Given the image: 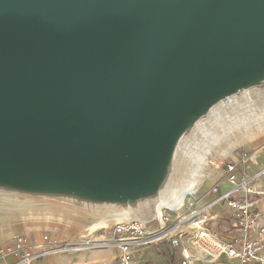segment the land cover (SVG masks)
Wrapping results in <instances>:
<instances>
[{
    "label": "water",
    "instance_id": "95a60500",
    "mask_svg": "<svg viewBox=\"0 0 264 264\" xmlns=\"http://www.w3.org/2000/svg\"><path fill=\"white\" fill-rule=\"evenodd\" d=\"M264 84V0H0V190L136 206Z\"/></svg>",
    "mask_w": 264,
    "mask_h": 264
},
{
    "label": "built area",
    "instance_id": "2783aa9c",
    "mask_svg": "<svg viewBox=\"0 0 264 264\" xmlns=\"http://www.w3.org/2000/svg\"><path fill=\"white\" fill-rule=\"evenodd\" d=\"M263 153L264 144L251 153L241 151L236 157L227 160L223 167V176L231 184V188L222 191L219 187L214 201L227 205L228 215L236 221L237 229L242 232L241 236L233 237L234 242H224L210 231L206 226L209 218L204 213V208L200 209L198 215L203 218L201 226L191 227L193 234L183 230V226L190 224L189 219L193 211L188 215L189 217L179 213L174 219H171L169 214L181 210L186 206V201L175 206L164 207L162 212L156 207L157 217L161 216L163 221L170 223V226L163 225L157 230L148 231L144 220L120 221L106 228L111 237L104 238L100 242L112 244L118 248V264H133L136 246L164 238H168L173 246L180 247L179 264H214L224 256L232 264H264L262 253L264 209H257L252 198V194H260L255 182L258 177L264 176V165L257 171L251 169ZM100 242L87 240L80 244H68L48 232L41 242L32 243L24 235H17L0 246V255L12 254L20 263L38 264V261L50 252ZM207 256H213V259L206 260Z\"/></svg>",
    "mask_w": 264,
    "mask_h": 264
},
{
    "label": "crops",
    "instance_id": "0c3cea01",
    "mask_svg": "<svg viewBox=\"0 0 264 264\" xmlns=\"http://www.w3.org/2000/svg\"><path fill=\"white\" fill-rule=\"evenodd\" d=\"M263 165L264 162L257 160V164L252 165L251 169L252 171H257ZM223 169L224 168H222V171ZM222 175L223 173H221V176ZM255 185L259 187L260 194H252V198L257 209H264V176L258 177ZM230 188L231 184L228 181L223 180L221 182L222 191H226ZM214 200V198L212 200H206L203 205L204 213H207V218L210 217V226L208 228L220 240L228 243L234 242L233 236L227 226V222L223 220L226 217H230L227 212V205L215 202ZM84 207L89 209V206ZM7 212V210H0L1 214L4 213L6 215ZM9 213L14 212L11 210ZM42 214H44V212H35L30 216L26 215L22 217L19 221H16L9 226L0 227V246L11 241L17 235H24L30 242L39 243L48 232L68 244H80L87 240L100 242L104 238L111 237L110 232L106 230V228L120 221L131 219L144 220L148 231H151V228L153 227L158 228L160 224L158 223L157 225V222H155L151 226H148L150 221L158 218L157 215H155L156 217L151 218L149 215L144 216L138 213H131L127 210L105 213H91L82 210L77 212L76 216H73L68 220H62L61 222L50 226L48 220L41 219L43 216ZM119 217L123 218V220H118ZM100 221L104 222V226L101 224L99 228L94 230L92 226ZM235 235L241 236L242 232L238 230ZM117 252L118 248L116 246L100 242L89 246L70 247L50 252L43 256L38 261V264H118ZM180 257V247L173 246L168 238H164L144 242L139 246H136L134 248L133 264H179ZM212 259L213 256L209 260ZM0 264L23 263H20L18 258L12 254H2L0 255ZM214 264L232 263H230L224 256Z\"/></svg>",
    "mask_w": 264,
    "mask_h": 264
},
{
    "label": "rangeland",
    "instance_id": "374dc122",
    "mask_svg": "<svg viewBox=\"0 0 264 264\" xmlns=\"http://www.w3.org/2000/svg\"><path fill=\"white\" fill-rule=\"evenodd\" d=\"M252 103L256 104L257 99L253 95H249ZM261 112V110L259 109ZM193 133H188L178 146L176 151L174 161H173V168L171 174L168 178V182L158 198L151 199L149 201L139 203L136 206H119V205H108V204H91V203H82L79 201L71 200V199H64L58 197H51L45 195H32V194H24L15 191H8V190H0V210L8 212L6 215L0 213V227L9 226L10 224L19 221L22 217L26 215H32L35 212H44L41 217L42 220H48L49 225H54L62 220H68L69 218L76 216L77 212L79 211H88L91 213H105V212H119V211H130L131 213H138L140 215H149L151 218L156 217V205L157 202L160 200V197L164 199H168L169 202H173L174 198H172L174 192L177 190L179 191L182 188L184 183V172H186L188 168V150L185 148L187 141L188 143L194 142L196 137L194 138ZM187 140V141H186ZM264 144V133H260L256 131L255 135L252 136L250 140L243 141L241 143L236 144L232 149L228 151L226 154H218L215 151H212V156H209V167L205 169L203 172L205 173V177H203L201 185L204 184L203 188H209V199H215V195L218 193L219 189L221 188V182L227 181L226 178L222 175L223 173L222 168L227 160L231 159L232 157H236L239 152L245 151L251 153L252 151L258 150ZM242 145V146H241ZM258 161L264 162V153L261 154L258 158ZM187 174V173H186ZM180 176H183L180 179ZM176 178V180H175ZM220 187V188H219ZM222 190V189H221ZM207 199V200H209ZM190 201V202H189ZM206 201V200H205ZM205 201L200 200L198 206L201 207L200 209L204 208L203 205ZM196 199L190 197V200H186V206H184L181 210L177 212H172L169 214L171 219H174L177 214L181 213V215H190L194 204L196 203ZM213 202V201H212ZM193 203V205L191 204ZM85 204V205H84ZM225 205V204H224ZM84 206H89L87 209ZM126 208V209H124ZM11 210L14 213H9ZM16 210V212H15ZM13 214V215H12ZM207 215V213H206ZM210 218V217H209ZM227 222V226L229 227V231L231 232L232 236H235V233L238 232L236 230L238 227L236 226V221L232 217H226L223 219ZM210 219H208L206 226L209 227ZM170 226V223L167 221H163L159 224L160 226ZM183 230L188 231L189 233L193 234L192 228L190 224L182 227ZM189 234V235H191ZM189 241L187 240V243ZM185 243V241H184ZM262 253L264 254V245L262 248ZM209 259L212 256H208ZM206 257V260H209Z\"/></svg>",
    "mask_w": 264,
    "mask_h": 264
},
{
    "label": "bare ground",
    "instance_id": "6f19581e",
    "mask_svg": "<svg viewBox=\"0 0 264 264\" xmlns=\"http://www.w3.org/2000/svg\"><path fill=\"white\" fill-rule=\"evenodd\" d=\"M249 95L256 97V104L252 103ZM256 131L264 133V84L252 86L233 96L229 102L215 108L205 120L195 126L191 133H193L194 138L196 137V140L191 143L186 140L185 148L188 150L189 159L184 178L180 176V179L182 178L184 181L182 188L174 192L173 202H169L164 197L161 198L157 202V210L162 212L164 207L184 203L193 197L197 202L194 204L193 212L190 215V226L192 228L201 226L203 218L198 216L201 208L198 204L200 200L205 201L209 198L210 186L205 189L203 188L204 184L201 185L200 183L205 177L203 171L209 167V156H212V151L218 154L221 152L223 155L228 153L236 144L250 140ZM118 220H123V218L119 217ZM155 222L158 225V223L163 222V218L159 216L156 220L150 221L148 226ZM101 224L104 226V222L100 221L95 223L92 228L95 230ZM156 228L153 227L151 230H157Z\"/></svg>",
    "mask_w": 264,
    "mask_h": 264
}]
</instances>
